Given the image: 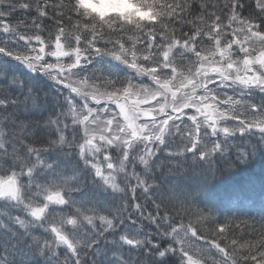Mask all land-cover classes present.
I'll return each mask as SVG.
<instances>
[{
	"label": "snow or ice",
	"instance_id": "obj_1",
	"mask_svg": "<svg viewBox=\"0 0 264 264\" xmlns=\"http://www.w3.org/2000/svg\"><path fill=\"white\" fill-rule=\"evenodd\" d=\"M157 3L158 18L135 26L144 40L138 34L125 37L127 25L116 19H85L73 0H0V202L26 213L35 225L11 218L20 231L0 221V264H177V259L200 264L186 243L198 229L191 222L176 225L168 214L178 213L177 206L187 211L189 194L181 190L175 202L164 198L161 185L149 184L160 180L149 174V157L168 149L169 157L191 155L194 165L211 169L210 157L223 158L227 139L210 149L201 147V139L218 138L216 126L224 119L239 120L245 136L256 135L252 129L258 125L264 144V0H255L254 7L249 0L211 5L218 11H209L205 0L193 19L187 0ZM33 8L37 15L30 23L27 18L11 22L16 11ZM44 17L53 21L47 36L38 22ZM105 28L114 40L111 48L96 46ZM125 39L131 43V62ZM138 44L143 47L137 49ZM112 60L147 76L148 84L119 76L125 68ZM129 96L144 99L128 103ZM209 99L215 103H206ZM178 139L190 146L176 144L179 150L173 152ZM255 148L247 142L237 158L244 160ZM138 164L144 166L142 174L135 170ZM101 187L103 201L95 195ZM149 201L157 215L149 213L144 224ZM162 208L165 215H159ZM197 214L212 218L207 208ZM40 229V235L33 234ZM224 230L221 223L219 231ZM164 237L171 238L167 246ZM232 244L235 248L236 241ZM61 246L63 259L56 251ZM242 247L248 249L243 264H264V218L259 239Z\"/></svg>",
	"mask_w": 264,
	"mask_h": 264
},
{
	"label": "trees",
	"instance_id": "obj_2",
	"mask_svg": "<svg viewBox=\"0 0 264 264\" xmlns=\"http://www.w3.org/2000/svg\"><path fill=\"white\" fill-rule=\"evenodd\" d=\"M20 2H29V0H20ZM51 2L55 3L57 0H51ZM65 2H67V0H65ZM174 2L175 0H159L161 5ZM181 2H184V0H181ZM202 2H205V0H187V3L191 5L192 13L188 19H193L200 14V5ZM206 2L210 5L209 11H218L219 9H213L211 5L217 4L222 6L225 0H206ZM249 2L253 7L255 6V0H249ZM36 15L34 8L31 13L27 11H16L11 18V22L15 24L17 21L27 18L30 23L32 18ZM51 15H53V12L50 10L49 16ZM64 19L65 22H67L68 17L65 16ZM38 22L45 28L43 35L47 36V30L52 26L53 21L48 17H44ZM74 23L75 16L73 14V24ZM177 27L180 26L177 25ZM126 29L127 31L124 33L125 37L127 35L138 34L142 39H147V37L143 35V32H138L134 26H126ZM183 30L187 32L188 26H185ZM109 40L114 43L111 33L105 28L104 40L97 43L96 46L108 47L109 43L106 44L105 41ZM155 41L157 43L160 42L159 34L155 37ZM124 42L125 46L131 49V43L126 39ZM80 46L83 48L84 44L82 43ZM142 47V44L137 45V49ZM41 87L46 90V85L41 84ZM40 95L43 97L44 92L42 91ZM70 137L71 134L69 133L68 138L71 139ZM52 155L54 157L55 153L53 152ZM156 161L160 163L164 161V159L162 156H157ZM49 162L51 161L49 160ZM210 162L212 164L211 169L206 165H194L192 158L188 155L187 159L178 157L165 165L160 164L163 165L161 168L153 163L152 168L156 167L157 169L150 175L160 177V180H149V184L154 186L161 185L166 193L164 198L173 199V202H175V198L179 195L181 190L188 193V203L185 205L188 210L185 211L184 208H179V206H177L178 213L177 211L168 213L169 215L175 216L176 225L181 223L188 225L189 222H191L198 229L196 236L198 239L205 243L218 244L220 249H224V255L226 259L229 260L224 264H229L230 261L233 262V264H243V257L248 255V249L242 246L259 239L261 219L264 218V198L262 197L264 194V149L259 148V154L257 156L248 157L243 161H239L235 158L232 152H227L223 155V158H221V156H215V159L210 157ZM62 167L63 165H61V168ZM131 168L132 165L129 164L128 170L131 171ZM136 168L138 173H141L140 168ZM67 174L71 175V172ZM120 183L121 187H123L126 181ZM132 183L134 184L135 182ZM250 193H253V195L248 196L246 199L243 198L245 194L250 195ZM95 195L97 199L103 201L104 189L101 187ZM129 195L131 196V193H129ZM139 202L143 204V198H141ZM121 204H123V201H121ZM1 206L2 205H0V208ZM203 208L212 211V218L202 217L197 214L198 210H202ZM0 210L4 212L2 208ZM72 210L73 209H64V213H68ZM149 213L153 216L157 215L156 209L151 204V201L148 202L143 210L144 224H148L146 217ZM137 215H139V213ZM159 215H165L163 208ZM181 217L183 219H181ZM215 217L219 218V220H216ZM55 218L57 221L61 219L60 215H56ZM133 218L135 219L136 217ZM49 219H51V216ZM165 223H167V221H165ZM221 223L225 225V230L223 232L219 231ZM140 227V221L138 220V231ZM12 229L14 230V228ZM144 230L153 231L154 227L145 228ZM163 231L164 230L161 229V232ZM159 239L160 237H157V241H159ZM164 239L166 241L164 246H167V244L171 242V238L164 237ZM234 240L236 241L235 248H233L232 244ZM56 251L60 258L63 259L64 252L61 248L56 249ZM252 255H256L255 251L252 252ZM216 256L218 257V255ZM220 261L221 260H218L217 263Z\"/></svg>",
	"mask_w": 264,
	"mask_h": 264
},
{
	"label": "rangeland",
	"instance_id": "obj_3",
	"mask_svg": "<svg viewBox=\"0 0 264 264\" xmlns=\"http://www.w3.org/2000/svg\"><path fill=\"white\" fill-rule=\"evenodd\" d=\"M113 44L114 43H109L108 48H111ZM257 47H259V45H257ZM37 48H38V45H37ZM116 48L119 49V45H116ZM131 50L132 49H129V55L127 57L129 59V62H131V55H130ZM85 55H87V53H85ZM254 55H255V53H254ZM106 59L111 60V57H107ZM177 59H179L178 55H177ZM112 65L113 66L118 65L120 68H125V66L123 64H120L119 61H115V60H112ZM206 66L212 67L213 65H206ZM95 67H99V65H96ZM258 68H259V65L254 66V69H258ZM114 71H115V68H114ZM118 75L129 78L134 84H140L141 82H143L144 84H148V82H149V78L147 76H140L133 69L125 68V71L124 72H118ZM227 91H228L229 95L232 94L230 89ZM238 96H239V93H237V98H238ZM138 98L144 99L143 96H140V97L129 96L127 98V102L131 103L133 100L138 99ZM258 99L259 98L257 97L256 102H258ZM121 102H124V101L122 100ZM91 103L94 104L95 101H91ZM206 103L211 105V104H214L215 102L213 100L209 99L206 101ZM236 111L238 113H243L244 109L238 108V109H236ZM254 118L255 117H253L251 115H249L248 117H245L243 115L240 116V119H247L249 121L254 119ZM184 119L186 120L187 117H185ZM70 123H71V121L69 120V124ZM238 125H239V120L224 119V120L218 121L217 126H216L217 130L219 132L218 138L215 136L202 137L201 147H204L206 145L210 149L214 143H220V142L225 141V139H227V143L225 144V149H224L225 154L227 152H232V154H234L235 158H237V152H242L244 150V147L246 146V144L248 142L250 144L256 145V148H255V151H253L251 153V155L247 156L245 159H247L248 157L257 156L259 154V148L264 149V144L260 143V140H259V126L258 125L254 126L252 129V131L255 132L256 135H251V133H250L247 136H245L238 130ZM202 127H203V125H202ZM224 128H228L229 132L224 133L223 132ZM234 128H236L235 131H233ZM184 143H187L188 146H190L189 142L184 141ZM184 143H181L180 140L178 139L176 142H174V144L171 148V151H173V152L178 151L179 149L175 145L180 144V147H183ZM236 144H239L241 147L236 148L235 147ZM140 150L141 151L143 150L142 145H141ZM168 151H169L168 149H165L163 151L157 152V154L155 156L149 157L150 161L152 162L149 174H153L155 172V170L157 169L156 167L152 168L153 163L157 164L158 165L157 167L161 168L166 163L172 162L174 159L178 158V157H169L167 155ZM157 156H162L164 161H161L160 163H158L156 161ZM190 157H191V155H190ZM197 157H199V154H197ZM239 161H243V160H239ZM160 164H163V165H160ZM137 167L140 168V172L142 174L144 166L142 164H138ZM135 170L138 173L137 168ZM118 180H119V182H125L126 181L125 177L123 175H121L118 178ZM132 182H135V180H133ZM108 191H111V189H108ZM252 195H253V193H250V195L245 194L243 198L246 199V198H248V196H252ZM263 198H264V194H263ZM0 205H2L1 208L4 210V212H2V210H0V221H3V223L5 225H7L10 229L14 228V230L23 231V229H20L19 225L15 224L14 220L11 219V218H14L17 216H20L21 218L27 220L29 222L31 228L35 227V225L31 224V217L27 216L26 213L21 212L20 210H18L17 208H15L13 206L6 205L3 202H0ZM125 215H127V213H125ZM135 230L138 231L137 225H136ZM42 231H43V229H40L38 232H35L33 234L40 235V233ZM181 236H183V233H181ZM108 239L111 240V237H108ZM186 243L191 246L190 254H193L194 259L199 260L200 264H224V263L229 261L226 259L224 252H221L220 248H217L215 244L205 243L202 240L198 239L197 237H193L192 239L188 240ZM60 248L63 251V249H62L63 246H61ZM124 252L127 253V248L124 249ZM216 255H218V257ZM218 260H221V261L219 263H217ZM229 264H233V262L230 261Z\"/></svg>",
	"mask_w": 264,
	"mask_h": 264
},
{
	"label": "clouds",
	"instance_id": "obj_4",
	"mask_svg": "<svg viewBox=\"0 0 264 264\" xmlns=\"http://www.w3.org/2000/svg\"><path fill=\"white\" fill-rule=\"evenodd\" d=\"M85 19H116L127 25L148 26L160 13L157 0H73Z\"/></svg>",
	"mask_w": 264,
	"mask_h": 264
}]
</instances>
